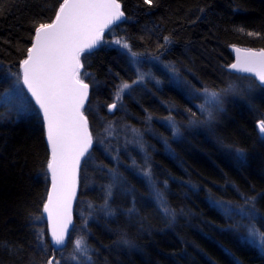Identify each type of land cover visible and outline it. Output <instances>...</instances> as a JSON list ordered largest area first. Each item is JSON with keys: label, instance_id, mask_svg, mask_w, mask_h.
<instances>
[{"label": "trees", "instance_id": "16d2710c", "mask_svg": "<svg viewBox=\"0 0 264 264\" xmlns=\"http://www.w3.org/2000/svg\"><path fill=\"white\" fill-rule=\"evenodd\" d=\"M119 2L125 18L102 38H120L136 54L160 55L195 90L217 93L219 103L211 107L206 123L210 134L193 128L189 135L181 128L177 141L167 145L169 154L154 145L149 156L152 179L164 191L175 220L158 210L142 181L125 177L131 189H126L127 196L111 197L121 212L95 216L86 224L83 238L91 264H264V250L246 241L249 219L226 216L218 207L247 208L245 196H255L251 223L264 232V140L256 126L264 120V89L251 78L226 71L231 46L264 50V0ZM60 3L0 0V97L19 79L35 26L51 23ZM81 64L80 78L90 88L84 108L88 127H94L96 116L135 125L134 119L163 116L170 109L174 115L195 109L193 97L189 100L180 86L153 71L159 87L133 90L127 102L130 118L119 110L106 114L116 87L133 77L128 60L99 44L92 55H81ZM240 81L250 84L245 94L223 95L227 85ZM25 97L32 105L26 111L19 100H0V264H45L59 258L48 243L41 213L49 187V153L39 113ZM81 197L80 186L73 213ZM133 206L135 214L126 215Z\"/></svg>", "mask_w": 264, "mask_h": 264}, {"label": "snow or ice", "instance_id": "6c2138e0", "mask_svg": "<svg viewBox=\"0 0 264 264\" xmlns=\"http://www.w3.org/2000/svg\"><path fill=\"white\" fill-rule=\"evenodd\" d=\"M144 3L152 5L153 0H144ZM124 16L119 0H61L53 21L35 26L33 43L27 49L26 58L20 62L22 84L42 113L47 141L51 148V159L47 168L51 172L52 185L43 211L48 214L52 243L56 246L65 245L80 162L92 146V135L88 131L87 119L81 112L89 87L80 78V69L83 67L81 55H92L93 50L100 44L105 29L121 21ZM164 39L165 42L168 41L167 37ZM115 43L129 49L135 62L137 54L131 52L126 42L116 40ZM235 51L236 62L231 64L230 68L237 72L251 73L261 85H264V50L256 52L236 48ZM20 82L18 79L11 84L0 100L5 104L19 100L23 105L22 110L26 111L32 105L27 102L23 89L19 87ZM126 88H129L127 83L121 86L117 93L118 98L120 92ZM204 91L206 96L210 95L217 104L219 103L217 93L209 94L208 89ZM115 107L116 104H112L109 109ZM204 110L205 107L201 106V111ZM209 117L211 118V113ZM258 131L264 138V121L259 123ZM134 143L143 150L141 141L137 140ZM141 174L149 183L158 210L174 221L176 214L169 207L164 191L153 181L151 168L145 166L141 169ZM123 182V177L118 173L112 174L111 183L105 189V202L101 208L104 215L111 217L116 214L109 200L112 197V189ZM255 201V196H245L247 208H234L224 203L218 204V207L226 216L240 215L249 219L246 241L264 250V232L251 223L256 216ZM135 212L133 206L127 209L126 215L132 216ZM37 239L43 242L42 234L38 233ZM123 243L129 242L124 240ZM74 250L73 260L83 258L80 264H91L89 248L83 239L74 241ZM45 264H60V261L53 256L46 260Z\"/></svg>", "mask_w": 264, "mask_h": 264}, {"label": "rangeland", "instance_id": "374dc122", "mask_svg": "<svg viewBox=\"0 0 264 264\" xmlns=\"http://www.w3.org/2000/svg\"><path fill=\"white\" fill-rule=\"evenodd\" d=\"M116 40L125 42L120 38H113L110 40L102 38L100 44L105 47L115 48L116 50L122 52L128 60L133 77L129 81L125 82L129 85V88L123 89V91L120 92L119 98L117 97V93L121 86L125 83L116 87L111 97L112 102L105 108L106 114L113 115L119 110L124 114L123 117H127V102L133 99V90L139 88L146 92L150 88V85L159 87V85H157L158 81L153 76V71H157L160 76H165L170 79L172 83L180 86L181 91H183L186 98L192 99L193 97L194 100L192 99V101L195 104V109L190 110L189 113L187 110L181 109L177 112L178 115H174V111L170 109L167 110L163 116L151 115L150 117L147 116L145 119L142 118L141 120L134 119L136 122L135 125L123 122L112 124L109 121L104 122L101 118L96 116V124L93 128L89 127V132L92 135V146L87 155L83 158L79 168L78 191L81 186L84 199L81 197L76 212L73 213V218L75 217V220L67 238L65 248L56 251L59 256V258L56 259L60 261V264H80V260L83 259H72L73 255H75L74 241L80 239H83L84 241L83 236L85 232H87V222L95 216L98 217L104 215L103 212H101V208L105 202V189L111 183L112 174L118 173L123 177L124 181L121 185L112 189V197L116 194L124 197L127 196L126 189H131L127 187L128 185H126L125 177H127V179L135 178L145 184L146 190L149 191V195L155 203V200L151 195L149 183L141 174L142 168L145 166L149 167V156L151 152L156 150H153V146H158L159 148H162L161 151L163 153L169 154L167 145L171 142L177 141V139L181 136L180 133L182 129L185 130L184 132L189 133V135L192 134V131H195L193 128L198 130V134L201 132L204 133V131L207 133L209 132L210 134L206 123L208 121L209 113H211L212 110L211 107L216 104L214 99L210 95L206 96L205 91L195 90L191 84L184 82L171 64L160 61V55L155 58L149 54H137L135 62H133V57L131 56L129 49L116 44ZM19 79L21 81V73H19ZM19 87H21L27 95L22 86V82L19 83ZM249 88L250 84L244 82L241 83L240 81L235 85H227V88H225L222 92L223 95L225 94L224 96L229 95L231 98H240L241 95L245 94L244 92ZM210 93L211 92H209V94ZM27 97L29 98L28 95ZM112 104H116V107L110 110L109 106ZM201 106L205 107L204 111H201ZM89 110L92 109L89 108ZM128 117L130 118V116ZM124 120L125 118L121 119V121ZM128 121H130V119ZM259 123L256 124L257 131ZM198 137H205V134L198 135ZM259 138L263 142L264 138L261 137L260 133ZM137 140L143 143V150L135 145L134 142ZM95 154L99 156L100 160H104V162L96 159ZM133 162H135V164ZM156 186L158 187L157 184ZM85 197L88 199H85ZM112 203L113 201L110 198L109 204L111 208L115 210V212L120 213L121 209Z\"/></svg>", "mask_w": 264, "mask_h": 264}, {"label": "water", "instance_id": "95a60500", "mask_svg": "<svg viewBox=\"0 0 264 264\" xmlns=\"http://www.w3.org/2000/svg\"><path fill=\"white\" fill-rule=\"evenodd\" d=\"M124 18H125V16H124ZM124 18H122L121 21L116 22V24L122 22V21L124 20ZM53 20H54V19H53ZM114 25H115V24H114ZM112 26H113V25H112ZM112 26H110L108 29H110ZM108 29H105L104 32H106ZM32 43H33V39H32L31 45H32ZM31 45H30V47H31ZM98 46H99V45H98ZM98 46H97V47H98ZM236 48H238V47L231 46V47L229 48V51L231 52V55H232V62L226 67V71H227L228 73L232 74V75H238V76H243V77L251 78V79H253V80H254V81H255V82H256L261 88L264 89V85H261L260 82H259V80H258L253 74H251V73H244V72H237V71H235V70H233V69L230 68V65L236 62V57H237V53H236V51H235ZM239 49H241V48H239ZM242 50H244V49H242ZM252 51L259 52V51H261V50H252ZM19 69H20V73H21V82H22V68H21V64H20V66H19ZM22 86H23V84H22ZM23 88H24L25 92L27 93V95L29 96V98L31 99V101L33 102V104H34V106L36 107V109H37V111H38V113H39V116H40V118H41V122H42V126H43V132H44V141H45L46 147H47V149H48L49 160H50V159H51V148H50V145L48 144V141H47L46 127H45L44 122H43L42 113L40 112L38 106L35 105V101L31 98V94L28 93L27 88L24 87V86H23ZM88 98H89V87H88V95H87V98H86V100L84 101L83 107H82V109H81L82 114H83V109H84V107H85V105H86V103H87V101H88ZM83 116H84V114H83ZM84 117H85V116H84ZM87 123H88V122H87ZM88 131H89V127H88ZM90 148H91V147H90ZM90 148L88 149V152H89ZM88 152H87V153H88ZM87 153H85V156L87 155ZM85 156H84V157H85ZM84 157H83V158H84ZM83 158L81 159V162H82ZM49 160H48V162H49ZM81 162H80V165H81ZM47 164H48V163H47ZM46 173H47L48 181H49V187H48V191H47V196H48L49 192L51 191L52 178H51V172H50V170L47 168V166H46ZM78 177H79V171H78V174H77V185H76V193H75V197L73 198V200H72V202H71V223L68 225V231H67V234H66V242H67V238H68V236H69V233H70V231H71V228H72V226H73V222H74V218H73V208H74V204H75V201H76V199H77V196H78ZM47 196H46V199H45L44 204L47 203ZM44 204H43V206H44ZM43 206H42V216H43V218H44V222H45V226H46V235H47V238H48V243H49V245H50V247L52 248L53 251L56 252V251L62 250V249L65 248L66 242H65V245H62V246H56V245H54V244L52 243V238H51V225H50V223H49V221H48V214H47L46 212L43 211Z\"/></svg>", "mask_w": 264, "mask_h": 264}, {"label": "bare ground", "instance_id": "6f19581e", "mask_svg": "<svg viewBox=\"0 0 264 264\" xmlns=\"http://www.w3.org/2000/svg\"><path fill=\"white\" fill-rule=\"evenodd\" d=\"M238 76V75H237ZM241 77V76H240ZM243 77V76H242ZM248 78V77H247Z\"/></svg>", "mask_w": 264, "mask_h": 264}]
</instances>
